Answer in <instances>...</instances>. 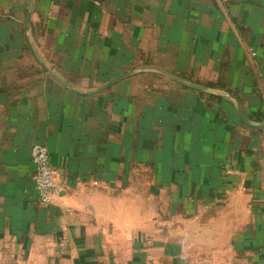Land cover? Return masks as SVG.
Wrapping results in <instances>:
<instances>
[{
  "label": "crops",
  "instance_id": "1",
  "mask_svg": "<svg viewBox=\"0 0 264 264\" xmlns=\"http://www.w3.org/2000/svg\"><path fill=\"white\" fill-rule=\"evenodd\" d=\"M0 264H264V0H0Z\"/></svg>",
  "mask_w": 264,
  "mask_h": 264
},
{
  "label": "built area",
  "instance_id": "2",
  "mask_svg": "<svg viewBox=\"0 0 264 264\" xmlns=\"http://www.w3.org/2000/svg\"><path fill=\"white\" fill-rule=\"evenodd\" d=\"M30 160L35 169V188L38 201L43 207H50L58 194L54 182V171L50 164L48 149L40 144H35L30 150Z\"/></svg>",
  "mask_w": 264,
  "mask_h": 264
}]
</instances>
